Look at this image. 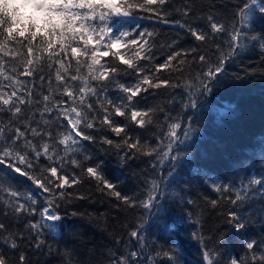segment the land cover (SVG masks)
I'll use <instances>...</instances> for the list:
<instances>
[{"label": "snow or ice", "instance_id": "snow-or-ice-1", "mask_svg": "<svg viewBox=\"0 0 264 264\" xmlns=\"http://www.w3.org/2000/svg\"><path fill=\"white\" fill-rule=\"evenodd\" d=\"M168 3L169 0H35L37 11L47 15L36 16L29 12L27 28L19 20L0 15V36L3 37L0 54L24 57L11 68H6V62L0 58V114H8V124L0 127V167L7 169L0 174V193L3 194L0 195V215L12 217L16 222L24 221V230L14 232L11 223L0 220V243L19 250L18 241L29 240L37 252L58 258L60 264H78L74 261L73 250L53 249L47 244L45 235L54 238L60 234L55 222L62 220L59 209L64 203L90 198L68 191L84 183L81 174L96 181L99 192L121 202L115 205L118 209H164L161 197H168L161 191V185L165 180L156 170L167 160L172 164L167 177L171 179L175 175L173 162H179L181 154H173L174 145L186 144L195 129L191 124L184 127L186 122L165 114L162 128L166 131L151 138L142 136L135 128L150 129L157 120L156 109L138 107L140 100L150 89L181 88L179 101H170L173 105L179 104L181 111L203 107L207 112H215L217 117L229 114L232 105L225 104L221 108L202 105L200 97L212 93L227 62L241 48L247 47L242 41L251 38L253 44L259 43L264 54V34L248 35L256 13L264 16L262 0H237L231 14L232 22L228 24L217 18L214 3L204 6L199 15L191 3H186L182 10H177L182 11L185 19L170 20ZM138 12L146 14L143 18L181 28L200 43L184 49L177 47L178 39H173L160 45L169 49L164 62L153 64L158 35L155 31H137L138 25L118 34L113 31L114 17L136 19ZM197 21H202L204 27ZM17 36L27 44L17 41ZM37 38L39 43L34 44ZM9 41H17L26 52H21L20 47L9 49ZM208 43L215 46L211 56L201 49V45ZM106 57L113 59L108 61ZM189 57H193L194 62L198 60L201 69L187 84L181 86L177 80L173 85L169 78L162 77L164 70H175L183 75V66ZM127 76L135 79H121ZM112 91L118 95L111 96ZM116 117L123 120L118 121ZM89 130L103 134L97 137ZM108 133L119 139L110 138ZM98 139L102 145L118 150V155L123 152V161L149 158L148 167L156 174L145 179L142 192L124 194L105 176L101 164L91 163L93 156L84 142L95 144ZM183 155L189 153L185 151ZM42 159L47 163L41 164ZM16 174L30 181L37 191L32 192L31 187L24 191L14 187V182L19 183L15 180ZM212 187L217 193H227L228 202L233 205L227 223L237 232L245 230L253 221L247 213L242 214L237 209L257 197L264 199V174L259 179H249L247 185L213 181ZM206 202L212 208L218 207V199L206 198ZM260 215L264 217V207ZM37 216L39 219H35ZM144 228L143 222L133 228L128 233L127 243L122 238L115 240V244L123 247L110 251L109 264H149L152 257L143 253L148 247L146 238L141 235ZM193 235L204 244L202 256L206 264H221L219 250L214 245L222 238L205 239L200 233ZM170 243L174 246L156 251V257H163L167 264H179V245L175 240ZM243 246L247 250L246 258L231 257L229 264H264V237L258 241L249 238ZM0 264H13V261L0 252ZM15 264H29L24 252H20Z\"/></svg>", "mask_w": 264, "mask_h": 264}, {"label": "trees", "instance_id": "trees-1", "mask_svg": "<svg viewBox=\"0 0 264 264\" xmlns=\"http://www.w3.org/2000/svg\"><path fill=\"white\" fill-rule=\"evenodd\" d=\"M186 3L192 4L197 15L204 6L214 3L217 18L222 23L228 24L232 22L231 14L235 10L237 0H169L166 6L170 12L169 19H185L182 11L177 10H182ZM29 12L36 16L47 15L46 12L37 11L36 4L26 5L22 0H0V15L8 16L13 21L19 20L25 28L30 23ZM145 15L143 12H138L136 19L114 17L111 23L116 34L121 30L133 29L137 25L140 26L137 31L144 29L155 31L158 35L154 49L156 59L153 64L164 62L169 49L166 46L161 48L160 45H166L173 39H178L177 47L184 49H190L200 43L183 29L171 24H160L155 19L143 18ZM197 22L204 27L202 21ZM261 34H264V16L256 13L252 26L248 29V35L251 37ZM2 38L0 36V39ZM17 41L27 44V41L19 36ZM17 41H9L8 48L20 47ZM33 43L38 44L39 38ZM242 43H246L247 47L241 48L239 53L227 62L224 66V74L219 82L213 85L212 93L200 97L202 105H212L216 108H221L225 104L232 105L229 114L217 117L215 112H207L203 107L181 111L179 104L173 105L170 102L172 99L179 101L182 95L181 88L173 87L150 89L138 104L142 109L148 107L156 109L154 116L157 123L150 129H138L133 125L135 131L144 137L151 138L159 135L161 131H166V128H162L165 114L178 117L180 122H186L184 127L191 124L195 129L186 144L174 145L173 154H181L179 162H173L175 175L171 179L167 177V170L172 167L167 160L156 170V173L165 180V184L161 185V191L168 197L167 199L161 197L164 209L162 211L143 208L118 209L115 205L121 202L99 192L96 187L97 182L81 174L84 183L68 191L90 198L73 199L71 203H64L60 207L59 214L62 220L57 223L60 234L54 238L46 234L47 244L53 249L73 250L74 261L78 264H109L110 251H117L123 247L122 244H115V240L122 238L123 242L127 243L128 233L143 222L145 228L141 235L148 243L143 253L144 256L152 257L149 264H157V261L158 264H167L163 257H156V251L174 246L170 243L173 240L179 245V264H206L202 256L205 250L204 244L198 242L193 233H200L205 239L210 236L222 238L217 239L214 245L219 250L221 264H229L231 257L246 258L247 250L243 246L244 242L249 238L258 241L264 237V217L260 215V209L264 207V199L257 197L246 203L242 209H237L242 214L247 213L253 221L245 230L237 232L232 224L227 223L228 212L233 208L228 202V194L217 193L212 187L213 181L217 184L235 182L237 186L247 185L249 179H259L264 174V54L259 43L253 44L251 38ZM214 47L211 43L201 45L202 51L209 56L213 54ZM224 47L226 49L227 45L225 44ZM20 51L26 52V48L20 47ZM0 58L6 62V68H11L12 64L24 57H3L0 54ZM112 59V57L105 58L108 61ZM200 69L199 61L194 62L193 57H189L188 63L183 66V75L175 70L172 72L164 70L161 75L169 78L173 85L179 80L183 86L192 76L197 75ZM83 71L86 72V68ZM121 79L131 81L135 77L127 76ZM110 95L115 97L118 93L112 91ZM160 109L164 111L161 112ZM116 119L123 120L120 117ZM7 124L8 114H0V127ZM89 131L97 137L103 134ZM108 135L114 140L119 139L114 134L108 133ZM84 143L93 156L91 163L101 164L105 176L117 184L124 194L142 192L145 179H151L156 174L148 167L147 157L123 161L121 159L123 152L118 155V150L102 145L99 139L95 144ZM152 143L154 144L155 141ZM185 151L189 153L188 156L183 155ZM44 163L47 162L42 159L41 164ZM76 171L80 172L79 169ZM4 172H7V169L0 167V174ZM8 175L12 176V173L9 172ZM15 180L19 183L14 182L13 186L20 187L21 191L28 187H31L32 192L37 191L30 181L20 177L19 174H16ZM206 198L218 199V207L212 208L206 202ZM72 212L78 215L72 216ZM35 219H39V216ZM0 220L11 223V231L24 230L23 220L16 222L14 218L3 215H0ZM18 243H20L19 250H13L0 243V252L5 253L13 264L21 251L28 257L29 264H60L58 258H50L37 252L30 246L29 240Z\"/></svg>", "mask_w": 264, "mask_h": 264}, {"label": "rangeland", "instance_id": "rangeland-1", "mask_svg": "<svg viewBox=\"0 0 264 264\" xmlns=\"http://www.w3.org/2000/svg\"><path fill=\"white\" fill-rule=\"evenodd\" d=\"M23 1V3L24 4H26V5H33V4H35V0H22ZM118 34V33H117ZM46 223H51V222H46ZM56 223V225H57V227H58V222H55Z\"/></svg>", "mask_w": 264, "mask_h": 264}]
</instances>
